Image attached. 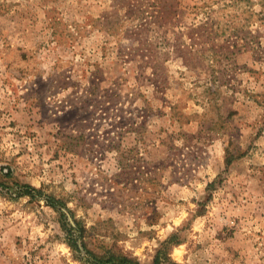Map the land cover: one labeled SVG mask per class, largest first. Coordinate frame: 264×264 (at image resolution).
<instances>
[{
    "label": "rangeland",
    "instance_id": "1",
    "mask_svg": "<svg viewBox=\"0 0 264 264\" xmlns=\"http://www.w3.org/2000/svg\"><path fill=\"white\" fill-rule=\"evenodd\" d=\"M113 253L264 264V0H0V264Z\"/></svg>",
    "mask_w": 264,
    "mask_h": 264
},
{
    "label": "trees",
    "instance_id": "2",
    "mask_svg": "<svg viewBox=\"0 0 264 264\" xmlns=\"http://www.w3.org/2000/svg\"><path fill=\"white\" fill-rule=\"evenodd\" d=\"M232 161H233V157L232 156H228L227 164L230 165L232 163ZM26 188L28 190L26 193L32 195L33 198L35 197V195L33 194V191L37 192V193H41V190H36V188H33L30 185H26ZM47 200H48V204L51 205L52 207H55L59 203H61L62 205L66 206V202L65 201L63 202L62 200H57V199L53 198L52 196L48 197ZM77 222H78V225L80 226L81 237L83 239L84 246L86 247L87 252L89 254H92V252H90L88 250L86 242H85V228L83 226H81V223L79 221H77ZM67 231L71 235L70 238H69L70 239V243H71V247L74 248V249H78L77 243H76L77 237L74 236V232H73V231H75V229L69 227L67 229ZM174 238H175L174 236L170 237L167 242H171ZM94 259H95V262H96L95 264H141L137 260L131 259L128 256H125V255H122V254H115V253L109 254V255H107L104 258H98V256L94 255ZM154 264H164V263H162V258L158 256L156 258V261H155Z\"/></svg>",
    "mask_w": 264,
    "mask_h": 264
},
{
    "label": "water",
    "instance_id": "3",
    "mask_svg": "<svg viewBox=\"0 0 264 264\" xmlns=\"http://www.w3.org/2000/svg\"><path fill=\"white\" fill-rule=\"evenodd\" d=\"M74 224V223H73Z\"/></svg>",
    "mask_w": 264,
    "mask_h": 264
}]
</instances>
